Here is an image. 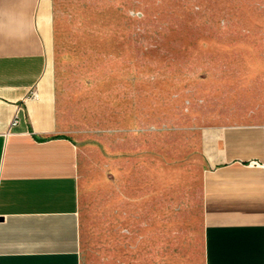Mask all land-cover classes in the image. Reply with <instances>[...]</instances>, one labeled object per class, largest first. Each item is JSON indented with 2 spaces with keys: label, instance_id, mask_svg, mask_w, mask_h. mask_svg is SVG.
I'll return each mask as SVG.
<instances>
[{
  "label": "crops",
  "instance_id": "0c3cea01",
  "mask_svg": "<svg viewBox=\"0 0 264 264\" xmlns=\"http://www.w3.org/2000/svg\"><path fill=\"white\" fill-rule=\"evenodd\" d=\"M58 4L0 0V264H136L133 237L145 246L152 229L141 261L264 264V114L210 129L200 229L168 251L164 193L131 130L85 142L67 126L46 74Z\"/></svg>",
  "mask_w": 264,
  "mask_h": 264
},
{
  "label": "rangeland",
  "instance_id": "374dc122",
  "mask_svg": "<svg viewBox=\"0 0 264 264\" xmlns=\"http://www.w3.org/2000/svg\"><path fill=\"white\" fill-rule=\"evenodd\" d=\"M56 9L46 74L67 126L85 142L131 130L133 158L143 153L149 188L164 193L158 231L169 251L178 229H200L210 129L264 114V0H59ZM149 232L145 246L133 237V263L154 264L141 261L154 249Z\"/></svg>",
  "mask_w": 264,
  "mask_h": 264
},
{
  "label": "built area",
  "instance_id": "2783aa9c",
  "mask_svg": "<svg viewBox=\"0 0 264 264\" xmlns=\"http://www.w3.org/2000/svg\"><path fill=\"white\" fill-rule=\"evenodd\" d=\"M15 123H16V120L15 121L13 120L12 124H15Z\"/></svg>",
  "mask_w": 264,
  "mask_h": 264
}]
</instances>
